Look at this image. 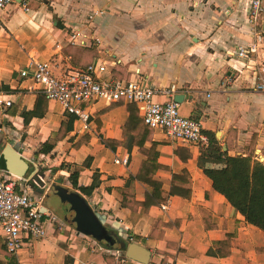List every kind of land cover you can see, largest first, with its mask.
<instances>
[{
  "label": "crops",
  "instance_id": "crops-1",
  "mask_svg": "<svg viewBox=\"0 0 264 264\" xmlns=\"http://www.w3.org/2000/svg\"><path fill=\"white\" fill-rule=\"evenodd\" d=\"M263 23L264 12L251 18L246 0H14L0 12V151L7 144L20 151L31 171L36 168L30 160L46 161L45 166L50 163L40 173L44 179L64 175L68 183L67 172H51L57 163L83 166L78 186H89L97 172L100 185L90 197L63 187L84 198L120 244L134 243L147 249L148 264H264V232L246 223L203 174L204 169L222 166L200 159L199 149L208 141L200 147L175 143L162 131H152L157 162L162 166L154 179L167 193L172 174L186 170L191 194L189 199L170 196L165 204L148 211L141 206L131 211L122 207L119 190L146 160L150 144L130 150L118 145L125 140L127 104L97 109L89 134H77L79 123L73 120L71 132L50 155H38L39 146L68 116L58 103H41L29 90L30 83L19 76L30 59L49 62L57 77L100 61L107 66L102 79H131L153 88L175 84L180 90L177 95L184 96L179 104L181 116L197 121L205 137L204 131L213 132L229 156L253 151V158L264 163ZM73 32L84 38L85 45L69 42ZM253 43H259L254 61L234 60L238 46ZM253 65L260 68L258 73ZM7 100L9 107L3 104ZM166 100L164 96L154 98L159 103ZM35 106L38 112L44 111L42 117L22 115ZM83 136L88 142L74 148ZM100 138L110 140L115 150L106 148ZM25 147L33 153L24 151ZM178 148L186 151L182 150L181 159L174 154ZM115 156L126 157L127 164H115ZM151 191L149 186L134 182L132 199L143 202ZM39 197L55 222L46 221L45 236L17 252L18 264H106L105 254L113 255L115 264H139L128 260L121 246L106 248L103 242L62 223L55 225L59 219L44 195ZM158 222L166 226L149 238ZM229 236L230 246L221 255V248L212 244Z\"/></svg>",
  "mask_w": 264,
  "mask_h": 264
},
{
  "label": "built area",
  "instance_id": "built-area-1",
  "mask_svg": "<svg viewBox=\"0 0 264 264\" xmlns=\"http://www.w3.org/2000/svg\"><path fill=\"white\" fill-rule=\"evenodd\" d=\"M13 2L14 0H0V12ZM246 2L251 18L255 19L264 12V0ZM69 42L85 45L84 38H80L76 32L69 35ZM258 48L259 43L247 47L238 46L234 60L254 61L252 56H257ZM235 69L237 70L236 67ZM105 71L106 64L96 61L85 69L73 70L57 77L49 62L30 59L19 70V76L30 83L29 90L49 102L58 103L65 116L73 117L79 123L77 134L92 132L91 121L97 109L124 102L136 106L147 129L162 131L172 142L199 147L207 143L200 124L179 113V104L173 98L180 90L175 84L166 88H153L131 79L112 81L102 79L101 75ZM134 73L137 74L138 71ZM257 88L262 89L261 86ZM155 96H164L167 100L162 103L155 102ZM3 104L9 107L11 102L7 100ZM30 161L35 165L36 171H39L41 165L37 160ZM127 161L126 157L114 158L117 165L125 166ZM3 172L0 171V239L7 252L15 256L31 240L43 238L44 224L46 221L55 222V218L44 209L42 198L31 192V187L35 184L32 180L20 179Z\"/></svg>",
  "mask_w": 264,
  "mask_h": 264
},
{
  "label": "trees",
  "instance_id": "trees-1",
  "mask_svg": "<svg viewBox=\"0 0 264 264\" xmlns=\"http://www.w3.org/2000/svg\"><path fill=\"white\" fill-rule=\"evenodd\" d=\"M38 100L41 103L47 102L42 96H38ZM126 110L128 117L124 124L125 140L124 142L118 143V145L120 144L128 150L132 147H143L146 143H149L150 147L147 158L141 162L137 173L127 180L123 189L119 190L122 196V207H128L131 211H134L138 206H141L145 211H148L151 207L165 204L170 196L189 199L191 194V180L186 170H182L178 174H172L171 184L167 193L162 190L161 184L154 179L156 172L162 169V166L157 162V144L152 140V131L144 126L134 104H127ZM43 113L44 111L38 112L35 106L31 113H22V115L42 117ZM73 120V117H67V120L60 124L58 131L51 134L39 146L37 154L50 155L55 145L71 132ZM203 133L207 137L208 144L206 147L199 149L200 159L217 163L220 162L222 164L220 167L204 169L203 174L211 182L213 190L222 195L231 207L244 218L246 223L264 232V163L253 158V151H248L245 156H229L226 151L221 150V145L216 140L213 132L204 131ZM88 139V137L83 136L73 147L78 149L83 143H87ZM100 140L106 148L115 150V147L111 146L110 140L103 138H100ZM182 150L178 148L174 151V154L180 159L182 157ZM82 167L61 164L57 168H53L51 172H67L69 174L67 181L71 187L79 191L82 195L90 197L93 191L100 185L99 174L94 172L92 183L89 186H78L77 179ZM134 182H141L149 186L152 190L150 193L145 194L143 202H134L132 199ZM162 225L166 226V224L164 225L162 222H158L155 229L150 233L149 238H155L154 231ZM58 229L59 226L56 227L55 234L58 232ZM158 238H162V236L160 235ZM230 238L229 236L225 241L215 242L212 246L214 248L220 247V254L224 255L222 251L225 248H229ZM0 257L3 259H0V264H18L15 256L7 252L1 239ZM103 259L106 264H115V257L111 254H105Z\"/></svg>",
  "mask_w": 264,
  "mask_h": 264
},
{
  "label": "water",
  "instance_id": "water-1",
  "mask_svg": "<svg viewBox=\"0 0 264 264\" xmlns=\"http://www.w3.org/2000/svg\"><path fill=\"white\" fill-rule=\"evenodd\" d=\"M16 2H21V0H16ZM262 31L264 33V23ZM183 97L182 95H175L173 99L176 103L180 104ZM223 150L225 151L224 146ZM0 166L7 174L20 179L27 177L32 180L36 185L32 189L33 192L38 196L44 195L45 197L43 175L35 170L31 171L29 163L21 156V152L13 149L9 144L4 145L0 151ZM47 193H52L59 197L60 202L64 205L63 222L75 231L90 237L96 242H105L106 245L111 246L113 249L121 246L125 249V257L128 260L139 264H148L149 251L134 243L125 246L116 241L103 226L85 199L78 193L69 192L66 188L57 184H51L47 189Z\"/></svg>",
  "mask_w": 264,
  "mask_h": 264
},
{
  "label": "rangeland",
  "instance_id": "rangeland-1",
  "mask_svg": "<svg viewBox=\"0 0 264 264\" xmlns=\"http://www.w3.org/2000/svg\"><path fill=\"white\" fill-rule=\"evenodd\" d=\"M263 50V49H262ZM262 53L264 54V52L262 51ZM262 63H264V60L262 59ZM253 67H254V72L255 73H258V71H260V68H259V70H258V65H253ZM238 68H243V67H241L240 65H239V67ZM244 69H247L246 68V66H244ZM36 148V147H35ZM31 150V153H33V149H31V148H26L25 147V149H24V151H26V152H28V151H30ZM39 160H37V162H38ZM260 161H262L261 159H260ZM39 164L40 163H42V164H44L43 166H41V167H39L40 169H39V173H41L44 169H46V168H48L50 165V163H48V167L47 166H45V164H46V161H40V162H38ZM56 165H58V166H60L58 163L56 164ZM44 179V178H43ZM44 181H45V183L47 184V186H46V189H48V184L50 183V182H52V183H54V184H57V185H61V186H64V187H66L69 191H72V188H71V185L69 184V183H67L66 182V180H65V177H64V175H59V176H57L56 178H53V177H49V178H45L44 179ZM36 185L34 184L33 185V187H35ZM31 189H33L32 187H31ZM45 189V188H44ZM46 194H47V196H46ZM45 203L51 208V209H53V211H51L58 219H59V223H54L55 225H57V224H63L65 227H68V228H70L71 230H73V231H75L72 227H70L68 224H66L65 222H63V218H62V216H63V210H64V205L60 202V200H59V197L58 196H56V195H54V194H52V193H45ZM44 219L45 220H47V218L46 217H44ZM48 223L49 224H51L50 223V221H48ZM44 229H45V232L47 231V226H46V223L44 224ZM114 238L115 239H117V240H119V238H118V236L117 235H115L114 236ZM106 248L108 247L106 244H105V242H103L102 243ZM109 248H112L111 246H109Z\"/></svg>",
  "mask_w": 264,
  "mask_h": 264
}]
</instances>
